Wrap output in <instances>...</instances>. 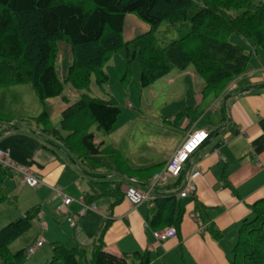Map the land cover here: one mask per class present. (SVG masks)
<instances>
[{
  "label": "trees",
  "instance_id": "16d2710c",
  "mask_svg": "<svg viewBox=\"0 0 264 264\" xmlns=\"http://www.w3.org/2000/svg\"><path fill=\"white\" fill-rule=\"evenodd\" d=\"M128 15L136 16L150 30L125 41ZM164 23L172 28L186 26L187 30H181L178 39L161 46L157 32ZM232 36L246 40L249 48L231 44ZM61 43L70 46L73 57L64 82L56 71ZM124 49L132 59L138 56L142 88L174 71L193 68L203 78L220 75L202 91L204 100L218 98L248 73L258 49L264 50V0H203L201 7L194 0H0V89L32 86L43 108L42 114L30 118L32 126L53 134L62 143L42 139V148L65 149L75 163H86L93 170L146 177L151 183L158 165L129 166L114 147L95 143L92 128L110 134L122 113L113 101L84 95L62 110L59 129L51 126L48 101L63 98L66 85L75 90L88 89L93 75L99 87L104 88L109 84L105 66ZM254 88L261 91L264 85ZM18 121L7 122L10 128L0 134L1 139L26 129ZM12 174L0 165V189ZM155 191L149 225L155 230L178 228L183 208L177 194L160 196ZM126 192L121 183L116 185L112 195L120 200L113 205L126 198ZM84 199L93 204L96 197L88 194ZM40 209L33 207L24 217L0 228V264H25L27 250L12 252L11 246L32 230ZM251 209L253 218L240 227L228 264H264V199ZM103 234L104 231L88 249L52 243V258L46 264H152L148 252L129 257L106 251L102 246Z\"/></svg>",
  "mask_w": 264,
  "mask_h": 264
},
{
  "label": "crops",
  "instance_id": "0c3cea01",
  "mask_svg": "<svg viewBox=\"0 0 264 264\" xmlns=\"http://www.w3.org/2000/svg\"><path fill=\"white\" fill-rule=\"evenodd\" d=\"M255 59L253 70L236 80L220 97L204 100L202 96L201 102L197 100V105L189 106L184 114L187 116L184 120L188 121L182 124L180 132L175 130L179 141H164L170 145L169 153L149 166H138L158 165L157 175L188 134L198 131L210 134L179 179L167 178L155 188L160 196L177 194L183 208L182 219L178 228L175 227L177 237L163 243L153 237L154 232L163 229L155 230L149 225L155 208L153 200L132 207L124 198L113 205L120 200L112 195L119 183L124 191L131 186L146 190L153 179L150 183L146 177L93 170L86 163L73 162L59 149L42 148L41 141L31 136L12 134L2 138L0 149L10 150L13 161L29 166L45 183L30 189L34 207L41 208L38 219L41 218L40 226H46L47 235L50 233L55 242L69 248L88 249L104 231L102 246L106 251L129 257L148 252L152 264H228L240 227L253 218L251 207L264 199V90L256 92L254 88L264 85V66L258 52ZM250 87L254 90L247 91ZM207 100L215 102L207 107L204 104ZM197 170L201 174L194 181L196 194L180 199L179 189H183L188 174ZM51 188H60L74 200L60 215L56 214V208L61 199ZM88 194L96 197L93 204L85 201ZM81 200L92 205L89 208L95 207L86 209L83 217L79 216L83 208Z\"/></svg>",
  "mask_w": 264,
  "mask_h": 264
},
{
  "label": "rangeland",
  "instance_id": "374dc122",
  "mask_svg": "<svg viewBox=\"0 0 264 264\" xmlns=\"http://www.w3.org/2000/svg\"><path fill=\"white\" fill-rule=\"evenodd\" d=\"M194 1L199 7L203 4V0ZM149 30L150 27L136 16L128 15L125 21L124 39L131 41ZM181 30H187V27L179 25L177 28H172L168 23L162 24L157 32L160 45L167 46L178 39L181 36ZM230 43L249 48L247 41L239 36H232ZM249 43L254 47L253 42L249 41ZM70 49L68 44H60L56 71L62 82L67 78L68 70L72 65L73 57ZM258 53L264 66V52L258 49ZM256 62L257 60L253 58L248 72L253 70ZM104 71L109 77V84L104 88L99 87L97 77L93 75L88 89L75 90L70 85H66L63 98L48 101L51 126L59 129L62 110L84 95L103 101H113L122 113L110 134L99 131L96 127L92 128L95 143L114 147L120 159L127 162L129 166L137 167L141 164L149 166L159 158H163L165 153L170 152V145L164 144V141L168 143L179 141L180 136L176 135L175 130L179 131L182 124L188 121L184 120L187 119L184 115L186 110L189 106L197 105V100L201 102L203 88L219 78L216 75H213L211 79L203 78L190 68L184 72L174 71L150 87L142 88L139 83L141 66L138 56L132 59L126 49L116 53L111 62L105 66ZM242 86L243 83L239 85V87ZM213 102L215 101L207 100L204 104L208 107ZM200 108L205 109L203 106ZM42 112L41 103L31 85L0 89V134L10 128L7 122L22 119L24 122L18 121L23 128H26L22 131V135L37 138L39 141L46 139L62 145L59 138L53 134H47L32 126L34 124L30 118L39 116ZM5 151L10 152L8 149ZM62 152L68 154L65 149ZM112 162L113 165L116 164L114 160H111ZM20 180L21 176L13 173L0 189V228L24 217L34 207L31 187H22L25 184L20 183ZM41 186H45L43 180L40 186L34 188ZM51 189L60 198L62 190ZM86 209L94 210V207ZM64 212L65 209L61 214ZM40 220L41 218L35 220L32 230L11 246L12 252L28 250L39 237L45 238V246L33 257L28 258L25 264H46L52 258V243L55 239L50 233L47 235L46 231H41ZM64 242L67 241L64 240Z\"/></svg>",
  "mask_w": 264,
  "mask_h": 264
},
{
  "label": "built area",
  "instance_id": "2783aa9c",
  "mask_svg": "<svg viewBox=\"0 0 264 264\" xmlns=\"http://www.w3.org/2000/svg\"><path fill=\"white\" fill-rule=\"evenodd\" d=\"M209 138V134L205 131H198L190 133L186 140L183 142L181 147L167 163L163 171L157 174L152 184L146 189L141 190L135 187L128 188L126 192V199L132 207H138L144 202L151 200L154 188L159 184L166 181L167 178H172L174 180L179 179L184 171V167L191 160V157L206 143ZM0 164L7 169H10L21 176V183L29 187H37L41 185V181L36 178L32 172L23 165L14 162L11 158L10 152L5 151V149H0ZM200 171H194L188 174L184 188L179 194L181 198H187L196 193V185L194 181L200 176ZM60 198L62 200L61 205L57 207V213H61L64 209L73 203V200L61 192ZM83 205L82 211L80 212V217L85 215L86 208L83 201L80 202ZM195 219V217H194ZM72 223V220H69ZM149 227V226H147ZM42 229H45L43 226ZM177 236V231L175 228H166L153 233V237L159 243L166 242L168 240L174 239ZM44 245V240L40 239L35 245H33L28 252V256H33L37 250L42 248Z\"/></svg>",
  "mask_w": 264,
  "mask_h": 264
}]
</instances>
